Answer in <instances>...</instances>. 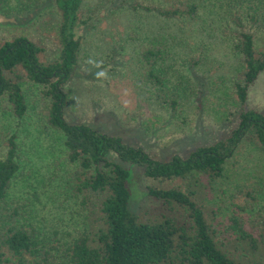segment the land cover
Segmentation results:
<instances>
[{
	"label": "rangeland",
	"instance_id": "obj_1",
	"mask_svg": "<svg viewBox=\"0 0 264 264\" xmlns=\"http://www.w3.org/2000/svg\"><path fill=\"white\" fill-rule=\"evenodd\" d=\"M194 1L198 16L189 19L159 15L157 9L174 0H84L78 65L64 86L67 122L119 136L161 161L186 158L198 147L227 138L240 108L233 93L241 70L233 50L240 28L233 15L241 6L235 0ZM248 1L240 0L243 13L252 6ZM60 24L55 0H9L0 8V45L14 34L25 35L43 43L49 61L57 60ZM256 30V48L263 50L264 25ZM160 40L168 58L160 67L159 85L142 79L140 53ZM23 90L28 104L23 119L0 107V159L15 137L20 164L3 204L5 214L17 209L18 223L33 225L41 241L67 245L88 228V211L72 187L74 166L64 134L47 122L50 101L40 86L25 84ZM246 107L264 113V72L251 87ZM123 166L129 172L132 212L152 218L173 215L146 196V189L180 181H150L138 166ZM226 168L225 177L206 195L220 231L237 212L233 203L240 201L233 195L241 189L257 191L254 212L264 214V151L244 143Z\"/></svg>",
	"mask_w": 264,
	"mask_h": 264
},
{
	"label": "trees",
	"instance_id": "obj_2",
	"mask_svg": "<svg viewBox=\"0 0 264 264\" xmlns=\"http://www.w3.org/2000/svg\"><path fill=\"white\" fill-rule=\"evenodd\" d=\"M254 1H248L252 6L243 13L244 2L235 0L241 7L233 15L240 28L233 50L240 56L241 70L234 84L240 108L232 132L186 158L175 155L169 161L155 159L119 136L65 119L69 98L64 86L78 65L84 0H55L61 16L57 60L49 61L43 43L25 35L14 34L0 45V107L23 119L28 111L23 86L43 88L41 94L50 101L47 122L64 134L74 166L72 187L88 211V228L62 246L41 241L33 225L19 224L17 209L7 216L3 204L20 168L12 137L6 157L0 159V264H264V214L254 212L257 191L245 188L233 195L240 202L233 203L237 212L226 231L219 230L206 204L208 190L225 177L228 162L242 144L264 151V113L246 107L251 87L264 72V49L256 48V29L264 25V0ZM8 4L9 0H0V8ZM157 12L167 18L194 19L198 5L194 0H174ZM155 43L140 53L142 79L160 85V67L168 57L165 44H160L165 41ZM122 163L138 166L150 181L181 182L146 189V196L173 215L152 218L131 211L129 172Z\"/></svg>",
	"mask_w": 264,
	"mask_h": 264
}]
</instances>
